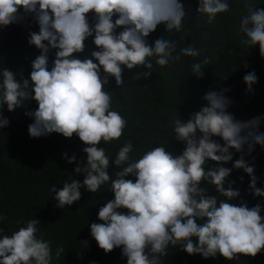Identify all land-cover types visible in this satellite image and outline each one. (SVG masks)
I'll use <instances>...</instances> for the list:
<instances>
[{
	"label": "clouds",
	"instance_id": "clouds-1",
	"mask_svg": "<svg viewBox=\"0 0 264 264\" xmlns=\"http://www.w3.org/2000/svg\"><path fill=\"white\" fill-rule=\"evenodd\" d=\"M229 7L227 0H198L196 11L211 24ZM19 9L32 14L39 26L38 32L29 33L28 44L40 54L31 62L29 78L22 82L16 73L3 68L0 107L6 105L11 112L34 100L37 108L25 113L33 119L28 125L30 137L58 133L71 138L75 134L86 145L82 149L87 154L86 164L74 169L84 174L83 181L71 179L52 191L56 206L63 209L80 199L82 187L96 193L102 185L110 184L107 189L114 198L98 209L100 222L89 226L99 249L109 253L120 248L126 264H162L170 245L203 258L219 254L227 261L241 255L255 257L264 250L261 205L230 203L240 196L239 189L232 187L234 182L224 187L231 169L205 168L208 160L231 161L233 153L229 149H234L241 156L233 162V168L242 169L250 177L248 187L254 197H264V190L256 187L254 166L244 159L254 146L264 148V132L259 131L262 118L235 119L227 111L231 101L223 94L229 89L209 90L202 97L206 106L190 114L187 121H171L173 137L184 144L179 154L161 145L133 160V143L126 140L110 160L105 149L97 146L101 141L119 139L127 125L125 118L112 110L111 92L104 89L109 77L119 87L124 85L125 68L147 69L131 78L147 79L153 72L151 58L163 68L170 61L179 62L182 56L200 55L191 44L173 55L176 41L157 38L149 44L146 40L159 25L167 33L182 30L186 14L180 0H0V26L16 23ZM89 13L94 14V25L89 23ZM117 28L122 30L117 33ZM239 30L243 33L241 42L247 48L258 45L264 58V9L251 10L241 19ZM88 37H93L98 50L84 59L77 58L74 54L84 51ZM50 49L56 51L49 70ZM209 63L208 58L193 63V75L201 78L202 65ZM243 83L247 91H252L257 83L255 73L245 74ZM8 124V118L0 113V129ZM214 136L220 137L223 145L213 140ZM62 155L67 157V153ZM75 160V155L67 158L68 163ZM110 164L119 169L114 179L107 171ZM129 175L135 177L134 181L125 178ZM202 181L214 185L223 199L208 195ZM121 208L127 212L118 211ZM38 224L36 218L29 219L18 231L0 235V264H50L51 241L37 236ZM79 243L86 246L88 241ZM62 253L65 249L57 247L55 256L59 258Z\"/></svg>",
	"mask_w": 264,
	"mask_h": 264
},
{
	"label": "trees",
	"instance_id": "trees-1",
	"mask_svg": "<svg viewBox=\"0 0 264 264\" xmlns=\"http://www.w3.org/2000/svg\"><path fill=\"white\" fill-rule=\"evenodd\" d=\"M180 2L186 14L182 30L167 33L164 26L159 25L146 40L149 44L154 43L157 38L176 41V52L173 55L191 44L200 50V55L196 58L182 56L179 62L170 61L163 68L155 64V58H151L153 72L147 79H131L139 71L147 69L125 68L122 76L124 85L119 87L114 78L109 77L104 89L111 92L112 110L118 111L127 121L119 139L101 141L97 145L105 149L110 160L114 159L126 140L133 143V151L130 153L133 160L154 146L164 145L170 153H181L184 144L173 137L171 121L178 118L187 121L190 114L206 106L202 97L209 90L229 89L223 93L231 101L227 111L235 119L242 121L261 117L259 131L264 132V58L259 54L258 45L247 48L241 42L243 33L239 30L241 19L251 10L264 9V0H227L229 11L218 14L211 24L205 16L197 13L198 0ZM115 19L114 16L113 20ZM88 20L90 25H94V14L89 13ZM121 30L122 28H117L116 32ZM38 31L39 26L33 15L25 14L23 9L18 10L16 23L7 27L0 26V82L3 68L16 73L21 82L22 79L29 78L31 62L40 51L28 44V38L30 32ZM84 43V51L74 54L77 58L84 59L92 51L98 50L93 44V37H88ZM55 51L50 49L48 53L49 70L55 59ZM205 58L210 63L202 65L203 76L197 78L191 71V65L203 62ZM248 72H254L257 77L252 91H247V86L243 83V76ZM36 108L34 100L26 101L22 107L11 112L6 105L0 107V113L9 120L8 126L0 129V217H4L0 219V230H3L0 235H10L26 226L29 219L36 218L40 222L37 225V236L43 235L45 240L51 241L53 259L50 264H126L120 248L105 253L90 236V224L100 222L97 217L98 209L114 198L113 193L107 189L110 184L102 185L96 193H90L82 187L78 201L63 209L56 206L53 188L59 189L65 181L71 182V179H84V174L76 173L74 169L86 164L87 154L82 150L86 145L75 134L71 138L58 133L30 137L28 125L33 119L25 113ZM212 139L221 145L224 143L218 136ZM229 151L233 153L231 161L218 163L208 160L206 170L220 166L231 169L224 187L227 188L229 182H234L232 187L239 189L240 196L229 202L243 201L248 207L259 203L260 215L264 217V197H254L248 187L250 177L242 169L233 168V162L241 153L234 149ZM64 153H67V157L62 155ZM73 155L76 160L68 163L67 158ZM244 159L250 166H254V175L258 178L256 187L264 190V148L254 146V151L251 154L245 153ZM118 170L111 164L107 169L113 179ZM125 178L135 179L131 175ZM201 187L207 189L208 195H217L218 200L223 199L214 185L202 181ZM118 211L127 212L123 208ZM83 240L88 241L86 246L79 243ZM60 246L65 249V253L57 258L55 252ZM178 247L170 245L167 248L168 255L161 258L162 264H264V250L255 257L241 255L239 259L227 261L219 254L208 258L199 254L189 255Z\"/></svg>",
	"mask_w": 264,
	"mask_h": 264
}]
</instances>
